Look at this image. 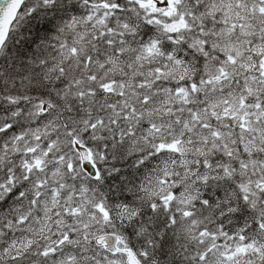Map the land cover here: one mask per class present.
Returning a JSON list of instances; mask_svg holds the SVG:
<instances>
[{
    "label": "snow or ice",
    "instance_id": "obj_1",
    "mask_svg": "<svg viewBox=\"0 0 264 264\" xmlns=\"http://www.w3.org/2000/svg\"><path fill=\"white\" fill-rule=\"evenodd\" d=\"M0 264H264V0H0Z\"/></svg>",
    "mask_w": 264,
    "mask_h": 264
}]
</instances>
